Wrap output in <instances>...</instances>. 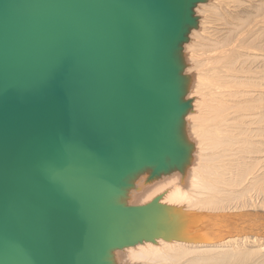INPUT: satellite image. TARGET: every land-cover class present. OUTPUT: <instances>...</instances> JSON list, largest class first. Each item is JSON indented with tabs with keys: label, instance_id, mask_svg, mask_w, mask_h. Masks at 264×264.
<instances>
[{
	"label": "water",
	"instance_id": "95a60500",
	"mask_svg": "<svg viewBox=\"0 0 264 264\" xmlns=\"http://www.w3.org/2000/svg\"><path fill=\"white\" fill-rule=\"evenodd\" d=\"M206 3L0 0V264L207 244L211 213L130 196L192 165L184 46Z\"/></svg>",
	"mask_w": 264,
	"mask_h": 264
},
{
	"label": "bare ground",
	"instance_id": "6f19581e",
	"mask_svg": "<svg viewBox=\"0 0 264 264\" xmlns=\"http://www.w3.org/2000/svg\"><path fill=\"white\" fill-rule=\"evenodd\" d=\"M220 1L213 16L215 24L211 28L204 26L203 15L201 20L199 14L197 15L199 12L201 14L198 10L209 8H203L204 4L197 7L195 11L200 30L192 31L189 36L192 41H196V46L188 45L192 42L189 41L188 46L184 47L189 51V58L196 51L211 54V62L217 73L215 76L217 87L213 95H207L202 91L194 95V92L189 90L186 99H191L193 103L192 113L186 117V129L188 125L194 128L199 121L210 123L217 121L219 124L215 125L219 136L209 142L201 137L200 145L192 142L194 165L189 168V173L187 172L189 176L186 173V183L180 182V177L173 174L170 179L147 187L138 182L137 190L130 193L131 201L137 205H143L154 197L163 195L161 204L211 213L212 217L202 234L207 244L161 240L156 244L143 243L118 252L116 258L120 263L264 264V206L257 205L255 200L248 203L246 201L248 197L243 198L247 192L264 186V170L262 171L259 165L261 170L257 169L259 162L254 160L258 158L263 165L264 158H260L259 154L264 152V144L258 146L254 140L253 142L248 140V104L254 105L256 102V106H264V96L261 93V90H264V73H259L253 83L250 81L253 84L251 94L255 100H248V46L244 43L248 36V27L246 20L241 16L248 6V0ZM259 59L264 71V56ZM208 62L211 64L209 60ZM194 75L196 77V74ZM206 75L210 78L209 73ZM196 83L197 87L200 86L199 78H196ZM201 83L203 84V81ZM251 113L253 114L252 110ZM260 116H264V113ZM186 134L191 140L189 133ZM197 147L204 152L201 153L202 156L198 153L195 155ZM235 187L241 189L235 191ZM250 222H253L254 229L243 232ZM234 225L242 233L230 234L234 230ZM242 242L250 244L252 247L250 254L246 251L248 247L242 249L237 245ZM248 256L255 259L250 263L244 262Z\"/></svg>",
	"mask_w": 264,
	"mask_h": 264
},
{
	"label": "rangeland",
	"instance_id": "374dc122",
	"mask_svg": "<svg viewBox=\"0 0 264 264\" xmlns=\"http://www.w3.org/2000/svg\"><path fill=\"white\" fill-rule=\"evenodd\" d=\"M208 3L209 4H206L207 6L204 4L203 8H209V9L198 10V11H201V14L199 12V13H197V15L199 14L198 16H199L200 20L204 16V19H203L204 26L211 28L215 24V21L213 18L214 13L217 9L218 4L221 3V1L220 0H210V1L208 0ZM202 11H203V13H202ZM241 16L246 20V23H247L246 27H248V36L244 39L245 45L248 46V100H255L251 94V90L253 87L252 83L255 80V78L259 75V73H264L263 66H261V59H259V57L264 56V0H248V6H247L246 10L244 12H242ZM198 30H200V28H198ZM189 41L191 42L192 40L189 38ZM193 42L194 41H192L191 43H188V45L193 44L194 46H196V41L194 43ZM188 45L186 44L184 47H186ZM192 54H193L192 57L189 58L190 57L189 51H186L184 49V55H185L186 63H187V65L189 64L187 66L185 73L189 74V75L196 74V77H195V75L192 76V82L193 83L191 85L190 90L194 92V95L200 93L201 91L207 95L208 94L213 95L215 93L214 90H216V87H217V79L215 77L217 73L215 71L214 64H212V62H211V60H212L211 54L201 53V52L199 53L198 51H196V53H192ZM206 57H207V59L205 60ZM203 58L205 61L203 60ZM208 60L211 62V64L208 62ZM204 62L206 65L204 64ZM207 62L209 64L208 66H207ZM201 63H203V65H201ZM204 65L207 67H205ZM202 68H203V70H202ZM189 69H192L191 70L192 72ZM195 69H198V71L197 70L195 71ZM203 73H205V74H203ZM207 73H209V77L211 78V80L206 75ZM202 75L206 76V77L204 78ZM201 77H202V79H201ZM196 78H199L200 86H198V87H197V83H196ZM207 79H209V80H207ZM202 81H203V84L201 83ZM250 81H252V83ZM196 88H197V90H196ZM261 93H263V96H264V90H261ZM255 98H256V96H255ZM253 104L254 105L248 104V106H249L248 107V118H249L248 119V121H249V123H248L249 124L248 125V127H249L248 140L252 141V142L254 140L255 144H257V145L259 144L258 146H260V145L263 146L262 144H264L263 143L264 142V118H263L264 116H260V114L264 113V110H263L264 106L260 105L258 107V106H256V102ZM251 110L253 111V114L251 113ZM258 118H259V120H258ZM250 121H252V122H250ZM215 124L218 125L219 123L217 121L212 122V123H210L209 121H203V122L199 121L198 124L194 126V128L193 127L191 128L188 125L187 126V129H188L187 132L189 133V135L191 137V140H190L191 143L194 141L195 145L196 144L200 145L199 138L202 139L201 137L206 139V142H209L210 140H214L217 136H219L218 132L216 131L217 126ZM249 131H250V133H249ZM251 133H252V135H251ZM258 134H260V135H258ZM261 134H262V136H261ZM257 136H259V137H257ZM199 147L201 148V146H199ZM203 147H205V146H203ZM200 148L198 149V147H197V149H196L197 152L195 153V155L198 153L199 155L202 156L201 153H204V152L200 151ZM253 155H255V153ZM259 155H260V158L261 157H262V159L264 158V152L263 151ZM199 160H198V162H199ZM248 160H249V157H248ZM254 160L257 163L261 162L258 158L254 159ZM195 163H196V161H195ZM202 163H203V161H202ZM259 163L257 164L256 168L261 170L260 168L262 167V171H263L264 170L263 169L264 163H263V165H262V162L260 164ZM193 165H194V158H193L192 165L190 166V168ZM258 165H259V167L260 166L261 167L259 168ZM188 170H190V169H188ZM187 174L184 177V179L182 180V182H184V183L187 182V180H186ZM177 175L180 177L179 174H177ZM171 176H173V175H171ZM171 176H168L167 178L165 177V178L159 180L158 182L162 183L163 181L170 179ZM188 176H189V174H188ZM180 182H181V177H180ZM187 185L189 187V184H187ZM234 189H235V191H239L241 189V187H235ZM243 198H247L246 201H248V203H251L252 200H255L257 202V205L264 206V186H261L256 190H251V191L247 192V194ZM248 211H250V210H248ZM240 244H237V245H239L240 248H242V249H246L248 247L246 251H248V254H250L249 251L252 248L250 246V244L245 243V242H242ZM247 244H248V246H247ZM190 252H189V254H190ZM193 253H191V255H193ZM252 253H254V252H252ZM194 254H196V253H194ZM254 257H256V256H254ZM249 259H251V260H249ZM252 259L254 260L255 258H252V257L249 258V256H248V258H246L244 260V262L248 261L250 263V261H252ZM138 264H146V263L144 262V263H138Z\"/></svg>",
	"mask_w": 264,
	"mask_h": 264
}]
</instances>
